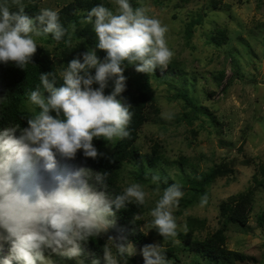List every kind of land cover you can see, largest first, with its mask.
I'll list each match as a JSON object with an SVG mask.
<instances>
[{"label": "clouds", "instance_id": "1", "mask_svg": "<svg viewBox=\"0 0 264 264\" xmlns=\"http://www.w3.org/2000/svg\"><path fill=\"white\" fill-rule=\"evenodd\" d=\"M111 3L114 9L102 0L81 21L92 25L98 38L94 46L58 73L40 72V83L27 94L28 126L0 127V242L10 245V255L0 257V264H57L45 255L47 250L84 264L81 242L108 232L117 211L147 202L140 183H131L118 194L109 190L107 171L88 167L55 171L58 154L74 158L82 149L85 157L96 158L94 138L113 145L128 138L133 112L131 105L117 99L127 87L125 67L134 65L136 71L152 74L166 69L174 55L166 40L167 25L159 18L143 7L133 8L131 0ZM75 31L72 25L71 32ZM48 35L70 43L71 33L58 10L43 8L33 17L25 12L23 0H0V63L26 69L42 45L37 38ZM96 49L105 50L106 56L100 59ZM110 80L114 88L105 94ZM41 164L53 173L50 181L37 175ZM152 180L159 182L160 177ZM184 195L180 183L165 188L142 232L155 229L164 240L177 237L179 224L173 213ZM204 203L206 197L201 199ZM140 251L144 264H168L160 243L147 244ZM135 253L132 242L115 243L109 237L104 264H127ZM91 264H100L99 258Z\"/></svg>", "mask_w": 264, "mask_h": 264}, {"label": "rangeland", "instance_id": "2", "mask_svg": "<svg viewBox=\"0 0 264 264\" xmlns=\"http://www.w3.org/2000/svg\"><path fill=\"white\" fill-rule=\"evenodd\" d=\"M37 2L40 9L59 11L76 0ZM101 2L89 0L88 3L97 6ZM106 6L115 8L111 0H106ZM136 7L145 8L149 15L167 25L166 40L174 53L171 62L176 63L178 70L171 76V83L150 78L152 98L146 105L147 119L136 139L141 154H149L153 143L161 145L163 160L148 166L143 177L136 176L138 169L125 161L119 170L118 183L122 189L131 183H140L148 194L139 213L141 230L146 229L150 210L165 188L180 183L185 193L173 213L179 224L177 237L164 240L155 229H150L145 234L148 240L145 245L160 243L166 249L168 264H192L195 252L184 247V243L203 239L222 227L224 247L246 256L236 264H264V225L260 226L257 220L264 210V0H134L133 8ZM76 11L84 18L90 8L80 7ZM198 16H201L200 22L188 31V24ZM84 24L77 25L75 32L85 30L98 39L92 25L86 28ZM216 28L226 30L227 39L221 45H216L211 37ZM44 38L39 37L37 41L48 46L53 56L55 43H46ZM78 39L85 40V36ZM73 40L71 44L77 42ZM126 70L132 72V67ZM184 77L192 106L177 95L176 79ZM25 100L24 108L29 110ZM168 115L172 118H166ZM95 141L98 142L96 138ZM95 141L98 155L112 149L113 144L108 141L100 145ZM222 163L227 166L226 172L217 175L204 193L195 194L192 178ZM59 172L66 170L59 169ZM153 176H159V182H154ZM242 192H249L246 223L222 224L220 202ZM204 197L206 203L202 205ZM102 236L108 243L109 230ZM145 245L135 247L134 255L142 257L140 250ZM0 255H10V250L1 243ZM45 255L54 260L57 254L50 250ZM197 258L205 262L198 255ZM70 263L77 264V259H63L62 264ZM131 263L127 260V264ZM13 264L20 262L13 261Z\"/></svg>", "mask_w": 264, "mask_h": 264}, {"label": "trees", "instance_id": "3", "mask_svg": "<svg viewBox=\"0 0 264 264\" xmlns=\"http://www.w3.org/2000/svg\"><path fill=\"white\" fill-rule=\"evenodd\" d=\"M89 0H76L75 3L69 2L63 6L59 12L62 24L69 29L70 24L79 25L82 21L81 15H78L77 9L80 7L92 8ZM134 0H131L133 6ZM25 5V12L29 16H35L40 12L37 0H23ZM15 10V9H14ZM201 16L192 20L191 24H188V31L195 23H199ZM86 28L90 24H84ZM85 36V40L79 41L77 38ZM211 37L216 45L223 44L227 39L225 28H216L211 33ZM68 39V37H66ZM73 39L77 40L76 43L71 44ZM97 39L92 36L91 33L86 34L85 30H79L70 35V43L66 44L64 41L56 42L52 39L51 35L44 38V42L53 44L52 48L54 55H51L50 48L46 45H38L37 51L33 56V64H29L26 69L16 66L14 63L3 64L0 63V127L6 126L8 123H19L20 127H27V117L31 115V112L24 108L25 99L28 92L33 90L36 85L40 83V72H54L58 73L61 65L66 67V64L71 59L79 56L82 52L87 50V47L94 46ZM98 57L103 59L106 56L105 50L97 49ZM82 59V57H81ZM126 63V62H125ZM132 67L130 70L124 69L123 74L127 77V87L125 91L117 96V99H121L123 102L131 105L130 110L133 112L132 120L129 125L130 136L123 140H119L112 145V149L108 152L97 155L96 158L85 157L81 150H78L74 158L62 157L57 155V169H65L66 171H72L79 167H88L94 171H107L108 172V185L109 190L118 194L123 191L118 183L119 170L125 161L132 162L138 169L136 176L143 177L146 173L148 166H154L157 161H162V149L158 143L151 145V152L149 154H141L136 145V139L138 131L141 125L146 121V105L152 98L150 78L157 81H167L171 83V76L175 74L176 63L171 62L170 67L160 72L156 69L154 73L148 74L138 72L135 70L134 65H128ZM94 74V69L90 70ZM187 78L176 79V83L179 84L178 97L184 99L186 105H193L191 97L188 95V91L185 89V83ZM108 87L105 89V94L110 93L114 88V82L109 81ZM55 115V113H52ZM185 117H188L185 114ZM19 134V132L17 133ZM97 144H103L105 139L96 138ZM184 159V158H183ZM166 161V160H165ZM180 161H183L180 159ZM184 162V161H183ZM263 172L264 168L262 167ZM227 170L225 163L216 165L208 172L196 175L192 178L191 188L194 189L195 194H202L205 191V187L210 185L217 175H222ZM37 175L42 177L45 181H50L53 175L52 172L45 171L41 165H37ZM102 190V189H98ZM249 192H242L233 195H229L225 200L220 202V217L221 223H239L244 224L247 221L248 214V199ZM144 205L137 206L130 204L127 209L117 211L116 223L109 229L110 235L115 243H128L132 242L135 247H142L147 243V236L142 232L140 228L139 213L143 210ZM257 220L260 226L264 225V210L257 216ZM225 233L224 228H218L212 232L209 236L199 239L196 238L192 241L184 243V247L195 252V258L192 264H236V262H243L246 256L237 250H230L224 247ZM6 249L10 250V245L7 242H0ZM107 246L102 234L95 238H89L86 242H81L83 249L82 256L84 264H91L93 259L99 258L100 264H104V249ZM47 250L45 253L49 252ZM169 255V254H167ZM172 255V250L171 254ZM197 255L204 259L205 262H199ZM0 257H2L0 255ZM65 257H59L55 255L54 260L60 264L63 263ZM131 261V264H144V258L132 255L127 258ZM177 260V258H176ZM251 260L258 262L255 258ZM71 264V263H70Z\"/></svg>", "mask_w": 264, "mask_h": 264}]
</instances>
